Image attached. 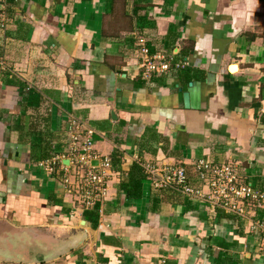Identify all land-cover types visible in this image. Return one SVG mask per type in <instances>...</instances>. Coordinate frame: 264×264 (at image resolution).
<instances>
[{
  "label": "crops",
  "instance_id": "0c3cea01",
  "mask_svg": "<svg viewBox=\"0 0 264 264\" xmlns=\"http://www.w3.org/2000/svg\"><path fill=\"white\" fill-rule=\"evenodd\" d=\"M1 23L0 264H264L248 229L264 210L155 186L182 167L200 188L203 161L264 192V0H0ZM138 36L186 68L143 80ZM72 120L111 160L90 210L63 183Z\"/></svg>",
  "mask_w": 264,
  "mask_h": 264
},
{
  "label": "built area",
  "instance_id": "2783aa9c",
  "mask_svg": "<svg viewBox=\"0 0 264 264\" xmlns=\"http://www.w3.org/2000/svg\"><path fill=\"white\" fill-rule=\"evenodd\" d=\"M4 24H0L3 28ZM138 58L135 64L140 70L141 78L145 81L155 76L180 71L186 68L185 62H176L171 56L162 53H151L147 41L143 36L136 38ZM8 68L0 57V75L6 74ZM69 136V150L67 165H62L63 183L70 188L68 192L75 193L77 202L83 210H90L106 199L107 183L111 174V160L107 156L98 157L94 152V135L91 128H87L76 120H72L67 128ZM93 161L98 165H92ZM56 158L41 162L40 166L53 174ZM158 169L147 167L148 174L156 173ZM161 180L155 183L158 188H172L175 191L193 198L207 201L213 208L220 207L226 211L244 215L243 204H254L257 209L264 210V192L254 189L249 184L240 183L237 169L232 165L219 168L210 167L200 161L193 167L200 188L192 187L187 179L186 171L182 167L165 168ZM209 187V192H201L203 184ZM249 233L257 234L258 252L264 256V219L251 222Z\"/></svg>",
  "mask_w": 264,
  "mask_h": 264
},
{
  "label": "water",
  "instance_id": "95a60500",
  "mask_svg": "<svg viewBox=\"0 0 264 264\" xmlns=\"http://www.w3.org/2000/svg\"><path fill=\"white\" fill-rule=\"evenodd\" d=\"M183 98H184V104L185 106H187L188 103V95L187 93L183 94ZM92 165H98V162L93 161L91 163ZM83 243V241L79 240L74 242L71 245H51L52 246V250H46L45 249V245L42 244L43 246L40 247L39 245H37L34 253L32 254V257H35L36 255H40L42 260H38L35 258H31V260L26 261L25 259H21L19 261L16 262H22V263H41V262H49V261H53L56 259H59L61 256H63L64 254L68 253L71 249H75L77 246L81 245ZM5 259H0V261H4Z\"/></svg>",
  "mask_w": 264,
  "mask_h": 264
},
{
  "label": "trees",
  "instance_id": "16d2710c",
  "mask_svg": "<svg viewBox=\"0 0 264 264\" xmlns=\"http://www.w3.org/2000/svg\"><path fill=\"white\" fill-rule=\"evenodd\" d=\"M94 211V210H93Z\"/></svg>",
  "mask_w": 264,
  "mask_h": 264
}]
</instances>
